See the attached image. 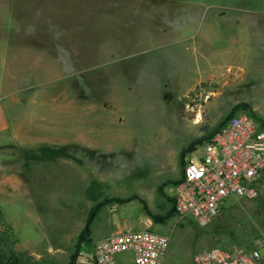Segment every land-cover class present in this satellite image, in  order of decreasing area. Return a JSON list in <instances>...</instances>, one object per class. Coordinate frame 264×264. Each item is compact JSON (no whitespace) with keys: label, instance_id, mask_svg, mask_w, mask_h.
Instances as JSON below:
<instances>
[{"label":"rangeland","instance_id":"obj_1","mask_svg":"<svg viewBox=\"0 0 264 264\" xmlns=\"http://www.w3.org/2000/svg\"><path fill=\"white\" fill-rule=\"evenodd\" d=\"M5 44L39 56L0 61V104L10 129L28 136L19 164L30 181L29 191L0 200V253L68 264L97 197L83 192L90 176L105 181L99 196L143 200L149 214L131 198L119 215L129 230L147 216L150 230L168 236L164 264H186L212 245L257 244L264 180L257 197L227 198L203 227L150 215L169 210L165 181L189 143L231 112L264 121V0H0ZM49 135L71 141L36 142Z\"/></svg>","mask_w":264,"mask_h":264},{"label":"built area","instance_id":"obj_2","mask_svg":"<svg viewBox=\"0 0 264 264\" xmlns=\"http://www.w3.org/2000/svg\"><path fill=\"white\" fill-rule=\"evenodd\" d=\"M263 172L264 122L247 111H236L203 144L200 157L184 159L173 184L174 214L206 226L227 198L257 197ZM167 242L168 236L147 227L113 232L95 243L91 252L79 245L72 263L123 264L117 256L128 254L129 264H161ZM191 264H264V232L249 249L202 248L192 255Z\"/></svg>","mask_w":264,"mask_h":264},{"label":"crops","instance_id":"obj_3","mask_svg":"<svg viewBox=\"0 0 264 264\" xmlns=\"http://www.w3.org/2000/svg\"><path fill=\"white\" fill-rule=\"evenodd\" d=\"M17 47V48H16ZM10 49L9 44H5L0 48V61L2 63L6 62L8 59H12L14 57L21 58L27 54V51H31L33 56H39V52L36 48H28L25 52H23V48L19 46H15L17 50L16 53L8 52ZM24 133V129L21 126H16L13 129H10V126L6 120L4 109L0 104V200L7 201L10 199L9 194H17L22 192H27L30 189V181L26 178L24 173L22 172L21 166L19 164V160L22 159V151L25 148V142L27 141V137ZM76 136L73 138L75 141ZM41 139H46L52 142H66L67 140L71 141V137H64L62 139H57L54 136H45L36 138V142H39ZM62 162H69L70 159H66V157L60 158ZM185 159V158H184ZM180 170L176 177L166 180L170 184L169 191H173V182L179 178ZM91 181H95L97 183L96 190V198L92 199V206L101 202L103 199H111L106 203L100 204L94 211L91 222L89 224V233L87 236V248H84L86 252H91L95 243L104 238L106 235L129 230V224L125 219L121 218L119 215V205L126 200L131 199V196H136L135 194H130L125 197H119L113 194L105 193L99 196L102 192L101 186L105 183L104 179L94 178L90 176L88 181H85L84 185V194L87 196V189L91 183ZM163 191V189H162ZM164 194V193H163ZM172 194L170 195L164 194L168 198H172ZM137 199H141L136 196ZM135 198V199H136ZM117 199H123V201H118ZM142 200V199H141ZM143 201V200H142ZM89 208V209H90ZM155 225L150 221V219L145 216L139 222V228L135 230H139L141 228L147 227L150 228ZM152 231V230H151ZM159 233V232H158ZM168 249V242L165 251L161 256V264H164L166 252ZM117 259L121 261L123 264H129V255L121 254L117 256ZM186 264H191V259L189 258Z\"/></svg>","mask_w":264,"mask_h":264},{"label":"trees","instance_id":"obj_4","mask_svg":"<svg viewBox=\"0 0 264 264\" xmlns=\"http://www.w3.org/2000/svg\"><path fill=\"white\" fill-rule=\"evenodd\" d=\"M234 112H231L230 114H228L227 116H225L223 118V120L213 129V131L206 135V136H201L197 139H195L194 141H192L191 143H189L187 145L186 148L182 149L181 152H180V166L182 168L183 166V155L185 152H188V151H191L193 149V147L197 144H204L207 139L212 135V133L220 126L222 125ZM249 113V112H248ZM251 116H253L251 113H249ZM254 117V116H253ZM261 122H264V121H261ZM181 171V169H180ZM179 179V178H178ZM177 179V180H178ZM177 180H175L173 183H175ZM264 180V172L262 173V176H261V181ZM97 187V183L95 181H91L88 189H87V197H91L93 195V191L95 190V188ZM160 189V187H159ZM161 193V191H159ZM130 198H136V196H131ZM168 198V197H167ZM111 199H103L101 202L95 204L94 206H92L88 212H87V215H86V219H85V223H84V226L81 228L78 236H77V244H75V247L77 248L78 247V244L80 242H86L87 241V236H88V233H89V224L91 222V219H92V216H93V213L95 211V209L102 203H106L108 201H110ZM118 201H123V199H117ZM139 202L142 203L143 205V208L145 210L146 213L149 214V211L146 210L145 206H144V202L141 200V199H138ZM168 201L170 203V208L169 210H167L165 213L163 214H151L150 217L152 219L153 222H158V223H161L163 222L166 218L170 217L173 215L174 213V210H173V203H172V198H168ZM75 248V249H76ZM75 251V250H74ZM74 251L71 255V258H70V261L68 262V264H73L72 261H73V254H74ZM0 264H21L18 257L16 255H14L12 252H9L7 255H4L2 253H0Z\"/></svg>","mask_w":264,"mask_h":264},{"label":"bare ground","instance_id":"obj_5","mask_svg":"<svg viewBox=\"0 0 264 264\" xmlns=\"http://www.w3.org/2000/svg\"><path fill=\"white\" fill-rule=\"evenodd\" d=\"M199 121V116H197V118L195 119V122H198Z\"/></svg>","mask_w":264,"mask_h":264}]
</instances>
